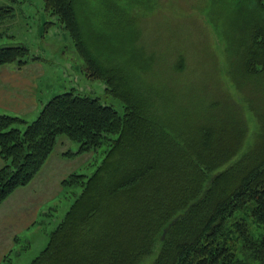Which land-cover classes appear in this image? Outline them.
<instances>
[{
	"label": "trees",
	"instance_id": "obj_1",
	"mask_svg": "<svg viewBox=\"0 0 264 264\" xmlns=\"http://www.w3.org/2000/svg\"><path fill=\"white\" fill-rule=\"evenodd\" d=\"M42 2L66 31L85 71L104 81L107 92L122 100L124 112L120 116L97 98L68 91L51 97L30 122L0 114V205L30 183L60 138L77 144L76 149L63 152L65 158L101 155L90 176L72 172L61 182L63 192L77 186L80 192L49 234L39 261L32 264H132L153 249L157 253L150 264H239L223 239L226 220L241 210L260 226V237L252 244L245 224L234 223L235 229L251 257L264 264V115L261 130L243 150L251 159L241 168L233 170L228 164L210 175L214 170L207 163L211 154L227 147L210 140L206 130L196 135L202 145L196 153L188 140L191 150L164 155L174 140L166 129H158L162 123L147 106L123 101L122 78L96 60L81 38L74 0ZM12 18L14 9L0 5V24ZM254 26L242 62L249 76L264 80V19ZM39 59L24 44L0 46V66L22 67ZM261 85L264 88V82ZM166 158L176 164L164 169L161 163ZM180 158L185 163L178 165ZM120 195L126 199L116 206V213L108 214L113 198ZM99 212L105 216V229L82 232L90 226L96 229ZM47 216H42V222ZM164 230V239L156 244Z\"/></svg>",
	"mask_w": 264,
	"mask_h": 264
},
{
	"label": "rangeland",
	"instance_id": "obj_2",
	"mask_svg": "<svg viewBox=\"0 0 264 264\" xmlns=\"http://www.w3.org/2000/svg\"><path fill=\"white\" fill-rule=\"evenodd\" d=\"M74 4L75 22L83 42L96 60L122 78L123 101L147 106L162 123L158 129H166L174 140L164 155L191 150L186 146L188 140H192L196 153L202 149L196 135L206 130L210 140L227 147L211 154L207 163L214 170L210 175L220 173L228 164L235 170L249 163L251 155L243 150L263 124L260 116L264 115V80L249 76L242 61L247 38L255 28L250 27L252 17L255 24L264 19V0H74ZM0 5L14 9V18L0 25L3 34L14 37L0 38V46L22 42L39 56V66L45 71L44 84L50 86L46 92L47 88H40L44 95L68 91L86 94L113 107L120 116L123 114L122 100L107 92L103 80L89 76L66 31L44 10L42 0H0ZM72 144L76 149L77 144ZM212 148L217 146L212 144ZM100 158L98 154L79 155L74 161L76 172L90 176ZM179 160L178 165L185 163L183 158ZM170 164L176 162L166 158L161 166L166 169ZM58 190L36 217L37 208L26 205L28 209L23 214L13 217L15 224L2 229L4 233L0 229V264L39 261L49 234L78 196L80 187L63 192L60 185ZM16 196L5 200L8 206L11 200L20 199ZM124 199L123 195L114 197L108 214L116 213V206ZM245 212H236L226 220L223 241L234 250L239 264H259L234 226L245 224L246 237L255 244L261 229ZM101 214L97 216L96 229L90 226L81 231H103L105 216ZM43 215L50 217L42 222ZM5 223L0 221V228ZM165 232L156 244L164 239ZM153 250L138 254L132 264H150L157 253Z\"/></svg>",
	"mask_w": 264,
	"mask_h": 264
},
{
	"label": "crops",
	"instance_id": "obj_3",
	"mask_svg": "<svg viewBox=\"0 0 264 264\" xmlns=\"http://www.w3.org/2000/svg\"><path fill=\"white\" fill-rule=\"evenodd\" d=\"M253 8V7H252ZM254 10V9H253ZM257 20V19H256ZM255 24V20L252 17ZM1 25V24H0ZM0 33L3 32L0 30ZM14 37L8 36L7 33L2 37ZM6 43V42H5ZM9 43V42H7ZM21 43L22 42H17ZM44 69L39 66V60L29 62L22 67H17L14 64H7L0 66V114H7L10 116L19 117L27 122L32 121L38 115L43 104L47 102L53 95L46 96L42 93L40 88L48 90V87L44 84ZM72 143L64 138H60L52 151L48 156L42 168L30 181V183L24 187L16 189L9 198L16 194V197H20L19 200H11L10 204L3 207L0 205V221L6 220V223L0 228L1 232H5L2 229L15 224L13 217L17 213H22L32 205L37 210L33 217L39 214V210L47 208L48 201L54 194H56L60 188L61 182L72 172H76L75 160L79 157L65 158L63 152L66 150H72ZM2 161L0 159V166ZM8 200V199H7ZM42 204V207L39 205ZM34 203V204H32ZM38 213V214H37ZM11 231L10 229L8 230Z\"/></svg>",
	"mask_w": 264,
	"mask_h": 264
}]
</instances>
